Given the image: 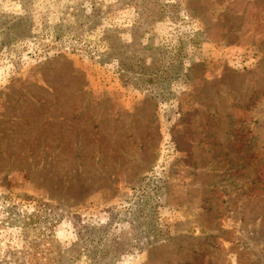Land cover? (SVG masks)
<instances>
[{"label": "rangeland", "instance_id": "obj_1", "mask_svg": "<svg viewBox=\"0 0 264 264\" xmlns=\"http://www.w3.org/2000/svg\"><path fill=\"white\" fill-rule=\"evenodd\" d=\"M0 264H264V0H0Z\"/></svg>", "mask_w": 264, "mask_h": 264}, {"label": "trees", "instance_id": "obj_2", "mask_svg": "<svg viewBox=\"0 0 264 264\" xmlns=\"http://www.w3.org/2000/svg\"><path fill=\"white\" fill-rule=\"evenodd\" d=\"M14 21V24L11 26L13 29L12 34H10L11 38L9 39L10 42L15 41L16 38H18L17 36H19V38H21L20 36H22V38H25V34L28 32L25 31V29L21 30V26H22V21H26L24 16H18V17H13L12 19ZM27 36V34H26ZM6 42V41H5Z\"/></svg>", "mask_w": 264, "mask_h": 264}]
</instances>
